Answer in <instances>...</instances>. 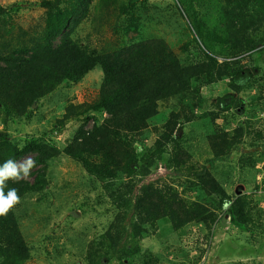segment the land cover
Here are the masks:
<instances>
[{
	"label": "trees",
	"instance_id": "obj_1",
	"mask_svg": "<svg viewBox=\"0 0 264 264\" xmlns=\"http://www.w3.org/2000/svg\"><path fill=\"white\" fill-rule=\"evenodd\" d=\"M92 1L65 0L72 8L68 12L58 10L53 4L63 0L49 2L46 7L51 6V10L46 26L35 34L24 28L10 34L5 27L7 22L1 19L28 5L0 6V121L6 127L10 122L22 124L43 100L61 87L81 84L94 72L99 79L94 101L70 103L58 120L60 126L82 121L73 140L64 148L45 140L32 141L20 148L12 142L7 130H0V167L8 160L18 164L28 155L36 156L34 169L27 177L21 174L19 180L4 182V195L15 188L20 200L5 216H0V264H26L29 260V245L20 229L17 213L27 205V199L49 187L46 168L62 155L79 164L114 200L116 220L99 246L104 247L109 242L124 260L131 253L120 252L118 248L124 235L121 226L128 212L133 213V231L137 237L147 232L148 225L155 226L162 221H168L176 232L192 223L208 224L216 216L205 204L187 202L161 178L140 186L162 161L182 176L195 177L196 182L189 178L186 188L204 192L205 197H220L216 209L223 203L229 204L235 221L242 226L247 224L249 212L244 199L237 198L233 202L211 169L239 148L245 129L250 128L251 123L246 122L248 126L237 128L233 135L215 129L207 137L213 159L209 166L202 167L183 148L178 132L182 124L198 117L195 110L205 111L206 98L199 97L204 85L222 81L228 82L229 87L226 95L216 99L217 111L204 112L202 116L215 122L221 114L238 109L239 105L244 107L241 102H235L234 95L252 86L259 74L257 67L242 66V60L247 54L264 50V0H211L209 5L220 9L225 21L223 24L216 20L211 25L203 18L209 8L208 0H176L173 10L181 17L187 15L188 26L183 31H190L192 36L177 38L179 52L163 38L141 40L124 48H117L105 39L106 33L101 29L112 18L117 19L118 13L119 17H130L131 28L139 27L140 18L133 13V0L126 5L118 0H99L96 17L100 35L97 34L95 42L89 34L83 40L86 46H82V41L73 39V33L91 13ZM220 32L227 33L226 37L218 35ZM182 101L191 104V115L188 107L179 109ZM174 102L178 104L173 106ZM92 114L106 115L101 125L95 122L92 129L87 130ZM161 115L163 122L157 124L155 121ZM257 135L255 140L264 139L262 134ZM148 141L152 152L142 153L140 158L142 146ZM137 187L138 194L134 198Z\"/></svg>",
	"mask_w": 264,
	"mask_h": 264
},
{
	"label": "rangeland",
	"instance_id": "obj_2",
	"mask_svg": "<svg viewBox=\"0 0 264 264\" xmlns=\"http://www.w3.org/2000/svg\"><path fill=\"white\" fill-rule=\"evenodd\" d=\"M53 0H0V6L5 8L17 3L25 7L18 12L1 17L7 22L6 28L10 34L24 28L31 34L42 32L46 26V18L50 7L46 5ZM130 0H118L120 4H129ZM203 18L210 25L216 20L224 24V16L220 9L209 5ZM133 13L140 18L139 27L129 26L130 17L120 15L112 18L101 31L106 33L105 39L110 40L117 48L134 45L141 40L165 39L174 51L179 52L177 38H192L190 31L184 32L187 25V15L183 17L173 10L176 0H133ZM44 3L43 7L34 4ZM30 4V5H29ZM58 10H72L69 2L53 3ZM91 13L83 18L78 29L73 33V39L83 41L89 34L97 42L99 32L97 6L99 0H93ZM132 13V14H133ZM219 22V23H220ZM209 29H212L209 26ZM227 34V33H226ZM225 32L218 35L226 37ZM186 35V36H185ZM102 38V37H101ZM100 39V38H99ZM186 41V40H185ZM264 50L257 54H247L242 60V66L259 68V74L253 80V85L234 95L235 102L244 104L238 109H232L221 114L213 122L210 117L202 116L204 112H216V99L227 94L226 83L207 84L199 91L200 98H206L203 107L205 111L198 112L190 122L179 127V138L197 162L199 167L209 166L213 154L209 148L207 137L215 129L225 130L233 135L236 129L248 126L239 148L222 162H217L211 169L212 174L225 189L233 202L243 198L248 210V221L245 226L235 221L230 211V205L224 204L216 209L221 202L214 195L205 197L204 192L191 191L186 188L190 181L196 182L193 176H182L173 171L166 162L159 163L141 183L148 184L162 179V182L172 185L187 202L205 204L215 217L205 223H192L179 231H174L168 221H162L155 226L148 225L147 232L135 236L133 213L128 212L122 226L123 237L118 249L130 252L124 260L123 256L114 252L109 242L99 246L102 237L110 225L115 222L117 210L114 200L101 184L89 177L84 169L74 160L60 156L53 159L46 168L49 187L41 194L27 199L26 206L17 213L20 229L29 247V260L26 264H264V139H256L257 134L264 137ZM219 60H222L218 57ZM257 71V70H256ZM94 72L81 84H70L61 87L53 96L43 100L38 109L22 124L10 122L6 127L0 121V130H7L12 142L23 148L32 141L45 140L64 148L80 128L82 121H74L60 126L58 120L66 112L70 103L82 104L93 102L98 93V78ZM254 78V77H251ZM178 103L174 102L173 106ZM168 106L171 103H167ZM180 106L190 107L189 101H182ZM241 107V109H240ZM189 108V114L191 115ZM164 116V110L162 111ZM106 114H92L93 118L87 130L92 129L95 122L102 124ZM165 118V116H164ZM157 124L163 122L162 115L156 119ZM250 134V135H249ZM151 143L144 142L140 151H151ZM152 152V151H151ZM35 155H28L17 165ZM38 168V167H37ZM34 169V167L32 168ZM31 169V170H32ZM33 182V178H28ZM139 186V187H140ZM133 197L138 194V188ZM200 201V202H199ZM127 214V211L125 212ZM92 244L94 245L92 247ZM103 254L101 255V251Z\"/></svg>",
	"mask_w": 264,
	"mask_h": 264
},
{
	"label": "clouds",
	"instance_id": "obj_3",
	"mask_svg": "<svg viewBox=\"0 0 264 264\" xmlns=\"http://www.w3.org/2000/svg\"><path fill=\"white\" fill-rule=\"evenodd\" d=\"M33 167L34 161L31 158L19 165L13 160H8L0 167V216H5L20 200L15 188L11 189L7 196L4 195L3 187L5 180H19L22 178L21 174H23V177H27Z\"/></svg>",
	"mask_w": 264,
	"mask_h": 264
}]
</instances>
